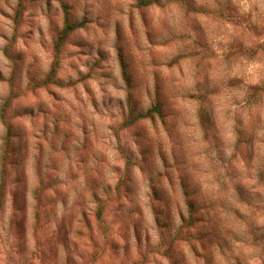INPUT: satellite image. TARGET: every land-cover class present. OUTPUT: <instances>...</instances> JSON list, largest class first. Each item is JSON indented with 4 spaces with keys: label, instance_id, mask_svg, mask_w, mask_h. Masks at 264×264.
<instances>
[{
    "label": "clouds",
    "instance_id": "obj_1",
    "mask_svg": "<svg viewBox=\"0 0 264 264\" xmlns=\"http://www.w3.org/2000/svg\"><path fill=\"white\" fill-rule=\"evenodd\" d=\"M0 264H264V0H0Z\"/></svg>",
    "mask_w": 264,
    "mask_h": 264
}]
</instances>
